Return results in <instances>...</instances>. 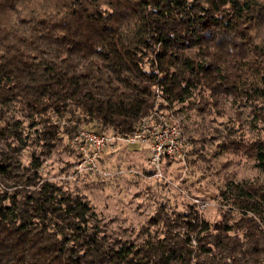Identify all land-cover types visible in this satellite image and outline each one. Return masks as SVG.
<instances>
[{"label": "trees", "instance_id": "1", "mask_svg": "<svg viewBox=\"0 0 264 264\" xmlns=\"http://www.w3.org/2000/svg\"><path fill=\"white\" fill-rule=\"evenodd\" d=\"M164 103L213 114L220 152L261 174L225 176L217 219L163 201L115 232L86 194L43 178L54 145L83 155L79 129L129 136ZM130 144H108L100 170L144 156ZM0 264H264V0H0Z\"/></svg>", "mask_w": 264, "mask_h": 264}, {"label": "rangeland", "instance_id": "2", "mask_svg": "<svg viewBox=\"0 0 264 264\" xmlns=\"http://www.w3.org/2000/svg\"><path fill=\"white\" fill-rule=\"evenodd\" d=\"M225 104L228 108H224L229 109L227 112H232L234 117V120L229 122H241L240 125L246 129L244 133L250 132L242 114H235V109L240 112L241 108L232 102ZM174 108L168 106V103L154 107V110L157 109L179 125L183 134V155L173 157L162 165V177L149 179L144 176L143 164H146V161L140 150H132L131 153L125 151L124 154L114 156L110 164L118 163L120 167H131L141 172L110 176L77 171L76 159L63 150L62 145H54L49 156L40 164L43 178L61 180L67 186L86 194L107 224V228L115 232L136 233L145 224L155 206L163 201L179 210L185 209L188 202H193L198 204L205 217L210 220L217 219L220 206H229L221 204L217 195V187L222 184L225 176L240 179L256 178L261 174L251 160L230 151L220 152L222 150L217 145L220 140L217 117L213 114L198 113L193 109L177 112ZM82 129L85 128L79 129L69 139L71 145L75 144V136ZM141 146L134 143L127 148L139 149ZM186 153L188 157L185 156ZM29 156L30 153L24 151L22 159L25 163L28 162ZM125 157H129L131 164L127 165L125 160H120ZM200 203L205 205L202 207Z\"/></svg>", "mask_w": 264, "mask_h": 264}, {"label": "built area", "instance_id": "3", "mask_svg": "<svg viewBox=\"0 0 264 264\" xmlns=\"http://www.w3.org/2000/svg\"><path fill=\"white\" fill-rule=\"evenodd\" d=\"M114 139H120L126 143H138L147 149L145 161L153 170L148 173L144 172V176L149 179L163 176L161 167L163 157H181L183 155L181 128L156 109L141 117L137 128L129 136L108 135L88 129L80 130L74 139L78 149L83 152V155L75 163L77 171H90L104 175H132L141 172L131 167H118L113 172L100 170L97 158ZM200 204L202 207L205 205Z\"/></svg>", "mask_w": 264, "mask_h": 264}, {"label": "crops", "instance_id": "4", "mask_svg": "<svg viewBox=\"0 0 264 264\" xmlns=\"http://www.w3.org/2000/svg\"><path fill=\"white\" fill-rule=\"evenodd\" d=\"M129 149H127L126 151H128ZM134 150V149H133ZM146 155H147V151L146 153L144 154V159H146Z\"/></svg>", "mask_w": 264, "mask_h": 264}]
</instances>
